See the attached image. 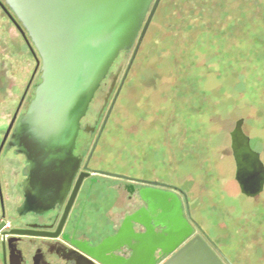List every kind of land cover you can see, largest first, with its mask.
<instances>
[{"label": "rangeland", "instance_id": "obj_1", "mask_svg": "<svg viewBox=\"0 0 264 264\" xmlns=\"http://www.w3.org/2000/svg\"><path fill=\"white\" fill-rule=\"evenodd\" d=\"M143 44H156L157 49L144 64L143 110L151 114L157 107L169 109V179L192 191L201 227L232 263L264 264V240L246 248L234 233L237 223L255 217V208L263 215L264 207L255 205L264 204V192L254 199L242 194L230 134L244 118V131L264 162V106L253 100L256 96H246L245 83L264 78V0H162ZM36 64L33 51L0 6V143ZM40 74L39 68L20 114L34 97ZM154 76L157 84L151 81ZM178 126L184 129L180 145L174 137ZM148 132L139 136L142 144ZM178 146L184 147L183 154ZM25 165L13 149L0 156L2 192L12 215L22 201L21 189L13 184L24 179Z\"/></svg>", "mask_w": 264, "mask_h": 264}, {"label": "water", "instance_id": "obj_2", "mask_svg": "<svg viewBox=\"0 0 264 264\" xmlns=\"http://www.w3.org/2000/svg\"><path fill=\"white\" fill-rule=\"evenodd\" d=\"M4 2L0 0V6L21 32L29 48L36 49L39 57L35 55L36 68L4 134L0 154L9 138L7 148L15 147L27 161L24 168L26 178L22 183L23 202L17 209L18 215L43 214L57 204H63L68 196L80 167L75 147L81 120L120 52L131 49L135 43L139 47L161 0ZM39 68L41 80L36 84L34 97L26 111L19 115ZM243 125L244 118H241L231 132L235 178L242 194L256 198L264 191V162L261 154L252 148L251 138L244 132ZM80 181L81 178L59 229L52 237L59 235ZM170 187L184 196L189 209L187 194L180 188ZM142 196L147 199L144 192ZM153 199L158 200L156 194ZM0 202L5 217L1 180ZM166 212L168 222L154 224V227L160 224L167 226L166 235L156 236L154 228L146 221L141 222L153 234L152 238H147L146 234H135L133 221L138 220L131 216L124 221L118 233L97 246L88 247L74 239L73 247L67 248V251L77 255L68 260L80 264L77 256H81L100 264H233L201 225L191 218L202 235L187 241L193 227L184 216L182 201L173 192H170L169 202H166ZM4 224L0 225L3 262L22 264V252L11 249L9 241L15 236H31L36 230L31 226L7 231L2 230ZM7 236L13 237L7 241ZM123 248L130 249L131 254L122 255ZM165 256L168 258L164 259Z\"/></svg>", "mask_w": 264, "mask_h": 264}, {"label": "flooded vegetation", "instance_id": "obj_3", "mask_svg": "<svg viewBox=\"0 0 264 264\" xmlns=\"http://www.w3.org/2000/svg\"><path fill=\"white\" fill-rule=\"evenodd\" d=\"M144 38L139 47L135 43L131 49L120 52L81 120L75 147V154L80 158V167L63 204H57L55 208L43 214L18 215L17 209L23 202L22 183L26 178L24 168L27 161L24 155L17 153L15 147L7 148L9 138L5 142L0 156L3 152L13 149L14 155L22 156L26 165L22 169L24 179L13 184L14 188L18 185L17 188L21 189L22 201L15 207V215L8 213L5 203L6 215L3 217L1 208L0 225L5 222L2 230L7 231L13 228H31V226L36 230L31 236H7V241L13 237L9 241L11 249L22 252L24 258L22 264H74L68 258L77 254L67 251V248L73 247L74 239L80 240L88 247L97 246L107 237L118 233L124 221L131 216H135L138 220L133 221L135 234H146L147 238H152L153 234L148 232L141 222L146 221L154 228L156 236L166 235L167 226L160 224L154 227V224L160 221L168 222L166 202H169L170 192L176 194L182 201L184 216L193 227V232L187 241L202 235L191 220L202 225L192 191H188L185 183H176L169 179V142H171L169 109L157 107L151 114L143 110L142 94L145 82L143 70L146 68L144 64L157 53L156 44H143ZM35 55L34 53L36 59ZM151 81H156L157 84L158 78L154 76ZM165 84L168 86L167 80ZM161 91L167 101V90L164 92L163 88ZM145 129L149 132L146 142L142 144L139 136ZM174 137L180 145V140L184 139V129L181 130L178 126L177 136ZM183 151L184 147L178 146L177 152L183 154ZM15 176L16 174L12 175L13 179ZM80 178L81 181L59 235L52 237V234L59 229ZM170 185L182 189L187 194L189 209L186 207L184 196ZM142 192L146 194V200L143 199ZM155 194L160 201H154ZM240 226L243 227V223H237L234 231L239 230ZM207 234L211 238L208 232ZM249 241L248 248L250 245H257L255 235H252ZM1 242L0 232V253L4 264ZM121 254L129 256L131 250L123 248ZM9 256L7 242L8 261ZM236 256L239 257V261L242 260L241 254ZM77 257L80 264H100L98 261L89 262L84 257ZM167 258L168 256L164 257Z\"/></svg>", "mask_w": 264, "mask_h": 264}, {"label": "trees", "instance_id": "obj_4", "mask_svg": "<svg viewBox=\"0 0 264 264\" xmlns=\"http://www.w3.org/2000/svg\"><path fill=\"white\" fill-rule=\"evenodd\" d=\"M263 58H261V59H263ZM261 81H263V82L261 83ZM245 83H246L247 87L249 88V90L247 89L248 95H246L247 93H245V95L248 96V98H250V99L252 98V96H256L257 98L254 97L253 100L254 99H258V100L260 99L261 100L260 103L262 104V106H264V103H263L264 98L260 97L261 96L260 94L263 93L262 91H264V78L263 79H261V78L256 79V78L252 77L250 80L245 81ZM255 91H256V94H253V92H255ZM255 206L257 208H262V207H264V204L258 203ZM255 209L253 211H251L252 216H255V217L252 218L249 223L242 222L243 227L240 226L239 230L237 229L236 231H234V233L241 240L240 245H242L243 247H246V248H248V245L250 242L249 238L252 235H255V237H256V241H255L256 244H258V242L261 239L264 240V213H263V215H259L260 212L258 214H256ZM244 238H245V240H244Z\"/></svg>", "mask_w": 264, "mask_h": 264}, {"label": "crops", "instance_id": "obj_5", "mask_svg": "<svg viewBox=\"0 0 264 264\" xmlns=\"http://www.w3.org/2000/svg\"><path fill=\"white\" fill-rule=\"evenodd\" d=\"M243 129H244V125H243ZM232 132V131H231ZM245 132V131H244ZM231 134V133H230ZM233 153V152H232ZM234 157V156H233ZM235 160V159H234Z\"/></svg>", "mask_w": 264, "mask_h": 264}]
</instances>
